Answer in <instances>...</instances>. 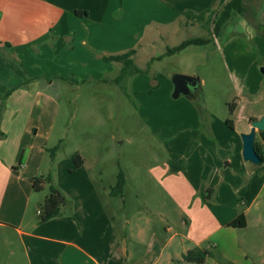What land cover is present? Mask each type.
<instances>
[{
  "label": "crops",
  "instance_id": "0c3cea01",
  "mask_svg": "<svg viewBox=\"0 0 264 264\" xmlns=\"http://www.w3.org/2000/svg\"><path fill=\"white\" fill-rule=\"evenodd\" d=\"M247 1L253 6L258 0ZM216 4L219 5V0H0V75L3 76L0 107L4 103L0 131L6 134L0 140V230L17 234L29 264H112V257L132 260L133 253V238L131 248L123 249L112 219H108L99 200L93 201L98 194L90 175H83L88 199L78 217L83 234L80 239L68 236L63 221L52 219L40 226L35 219L27 218L26 207L13 203L15 199L8 190L14 175L21 176L29 168L31 138L39 131L33 123V113L40 94L62 92L63 85L79 84L85 78L100 79L102 74L100 77L99 73L91 72L90 64L104 63L108 67L117 64L105 61L106 57L135 50L133 59L138 63L142 42L151 30L157 37L163 36L165 29L177 21L190 19L193 26L206 16L210 21ZM127 71L120 84L125 82ZM111 78L114 82L116 76ZM144 82L135 79L130 84L135 91H142L140 85ZM201 90L203 93L202 83ZM202 93L189 100L199 106L204 98ZM54 111L52 115L58 113L57 109ZM183 111L175 110L170 115L175 117L180 113L178 121L189 118V138L176 144L177 150L170 161L184 160V167L170 173L168 161L152 171L158 189L166 192L185 216L182 228L168 240V243L180 240L181 252L169 254L166 263H186L184 255L200 248L210 253L206 264H264V174L256 170L264 168V163L253 165L244 161L240 138L241 134L250 132L252 122L263 114L247 117V124L241 128L240 120L245 119L242 112L237 120L224 118L220 122L224 130L221 134L228 132L239 138V142H227L217 132L213 112L193 109L191 116H185ZM43 116L49 113L44 111ZM227 120L233 122V129ZM168 121L172 122L168 123L173 130L175 121ZM48 122H51L47 126L50 130L55 124L54 117L48 118ZM157 127L160 131L171 130L163 123ZM179 133H174L170 141ZM40 150L43 155L45 147L41 146ZM81 158L83 168L86 159ZM226 160L230 166L224 164ZM18 163L24 167L21 169ZM90 203L93 208L86 207ZM241 215L246 219L245 227L229 226ZM126 223L132 229V222ZM147 224L146 221L144 227ZM171 228L167 226L168 234ZM144 234L143 227H139L136 232L139 244L149 247L156 243V240L152 244L146 242ZM157 245L155 253L159 249L164 254L161 243ZM150 257L153 255L146 252L133 264L143 261L149 264Z\"/></svg>",
  "mask_w": 264,
  "mask_h": 264
},
{
  "label": "rangeland",
  "instance_id": "374dc122",
  "mask_svg": "<svg viewBox=\"0 0 264 264\" xmlns=\"http://www.w3.org/2000/svg\"><path fill=\"white\" fill-rule=\"evenodd\" d=\"M249 4L246 0L248 15L233 13L218 36H213V25L207 16L202 22L197 20L199 23L194 26L190 19L177 21L165 29L163 36L154 37L151 30L142 42L136 63L146 72L138 74L134 69L128 70L127 81L122 84H116L111 78L119 75L121 65L112 63L108 67L104 63H91L90 71L99 73L100 77L102 74L100 79L85 78L79 84L63 85L62 92L40 94L33 113V123L39 131L31 138L29 168L21 176L14 175L8 190L15 199L13 203L26 207L27 218L35 219L42 226L44 222L37 212L54 198L60 205L61 216L53 221H63L68 236L80 239L83 234L78 217L88 199L83 175H90L98 194L93 201L99 200L108 219H112L122 248L130 247L133 238L132 260L112 257V264H133L146 252L153 255L149 264H167L169 254L181 252L180 240L173 243L168 240L182 228L185 216L167 193L158 189L152 171L170 161L177 150L176 144L186 141L190 134L189 118L178 121L180 113L175 117L170 114L181 109L185 110L182 112L185 116H191L193 109L213 112L217 132L227 142H239V138L228 132L221 134L224 130L220 122L223 123L224 118L237 120L242 112L245 119L240 120L241 128L247 124V117L264 115V0L256 1L253 6ZM219 8L216 4L215 10ZM155 38V42L150 41ZM193 38L211 40L206 45H192L172 56L165 55L169 48ZM151 59L153 63H148ZM84 72L87 74L89 70ZM176 74L200 79L204 98L199 106L185 97L173 98L172 78ZM135 79L145 81L140 85L142 91L131 87ZM232 103L238 106L231 113ZM3 106L4 103L0 107L1 120ZM56 109L58 113L52 115ZM44 111L49 116H43ZM50 114L55 124L49 130L48 118H53ZM168 119L174 120V129L181 132L171 141L176 132L169 127L172 122ZM162 123L171 130L160 131L157 124ZM41 146L45 147L43 155ZM78 153L86 159V165L74 170ZM224 164L230 166L227 160ZM19 167L22 169L24 164ZM256 170L264 174L263 167ZM120 173L125 176L122 190L117 188ZM30 174L45 179L42 190L32 192L34 177ZM51 187L62 193L66 203L52 193ZM91 203L86 207L93 208ZM127 221L132 222V229L128 228ZM146 221L149 224L144 227ZM167 226L172 227L169 234ZM139 227H143L146 242L152 244L156 240L154 245L147 247L138 243ZM54 229L57 228L54 226ZM20 241L14 232L0 230V264H29ZM158 242L164 248L162 255L159 249L155 253Z\"/></svg>",
  "mask_w": 264,
  "mask_h": 264
},
{
  "label": "trees",
  "instance_id": "16d2710c",
  "mask_svg": "<svg viewBox=\"0 0 264 264\" xmlns=\"http://www.w3.org/2000/svg\"><path fill=\"white\" fill-rule=\"evenodd\" d=\"M245 0H219V6L220 10H214L211 12V19L210 24L213 25L212 27V33L213 36H218L222 27L224 24L229 20L231 17V14L233 12H237L238 14L245 16L248 15V8L245 7L244 4ZM260 30V29H259ZM213 39V37H212ZM211 39H203V38H193L184 41L178 46L169 48L166 52L165 55L167 56H172L176 53H179L183 50H185L187 47L196 45V46H202L210 43ZM9 46V44H6ZM136 54L135 50L128 51L124 54L120 55H115V56H110L106 57L105 61L108 62H115L119 65H121V69L119 72V75L116 77L114 82L116 84H120L122 81L125 72L128 69H134L136 73H141V72H146L140 70L134 61V56ZM162 57H159V59ZM154 59H151L149 63H153ZM203 95V93H202ZM236 103H232L230 105V112H233L235 109ZM0 123H1V115H0ZM227 125H229L233 129V122L231 120L226 121ZM196 134H194V137ZM259 137V138H258ZM5 138V134L0 131V139ZM264 142V132H261L259 136H257L256 139V150L258 154L262 158V164L264 163V145L262 144ZM21 164V163H20ZM74 170H77L81 168L84 164L83 159L80 156H76L74 158ZM185 165L184 160H179V161H169V166H170V173H177L179 172ZM47 180L49 182L52 181L51 177H47ZM45 179L44 178H35L33 180V188L35 191H40L43 189V183ZM125 184V176L123 173H120L119 175V180H118V186L117 188L119 190H122L123 186ZM52 193L57 197L62 200V203H66L65 197L62 195V193L56 189L55 187H51ZM40 218L42 222H48L54 218H57L61 216V209L59 203L53 198L50 200V204H47L46 206L43 207L42 210H40ZM231 227H245L246 226V219L243 215H241L238 219L234 220L229 224ZM210 253L208 251L202 250L200 248H195L194 250L189 251L186 255H184L183 260L187 263H195V264H206V260Z\"/></svg>",
  "mask_w": 264,
  "mask_h": 264
},
{
  "label": "water",
  "instance_id": "95a60500",
  "mask_svg": "<svg viewBox=\"0 0 264 264\" xmlns=\"http://www.w3.org/2000/svg\"><path fill=\"white\" fill-rule=\"evenodd\" d=\"M262 71H264V69H262ZM172 84L174 99H179L181 97L193 99L195 91L201 89L199 78L186 75H174L172 78ZM261 132H264V115L260 119L252 122V128L249 133L241 134L243 143L242 157L245 162L253 165L262 164V158L255 147L257 136Z\"/></svg>",
  "mask_w": 264,
  "mask_h": 264
},
{
  "label": "flooded vegetation",
  "instance_id": "af4514ba",
  "mask_svg": "<svg viewBox=\"0 0 264 264\" xmlns=\"http://www.w3.org/2000/svg\"><path fill=\"white\" fill-rule=\"evenodd\" d=\"M201 91H202L201 89L196 90L194 98H197L202 93Z\"/></svg>",
  "mask_w": 264,
  "mask_h": 264
},
{
  "label": "built area",
  "instance_id": "2783aa9c",
  "mask_svg": "<svg viewBox=\"0 0 264 264\" xmlns=\"http://www.w3.org/2000/svg\"><path fill=\"white\" fill-rule=\"evenodd\" d=\"M41 212L39 211V214H40Z\"/></svg>",
  "mask_w": 264,
  "mask_h": 264
}]
</instances>
